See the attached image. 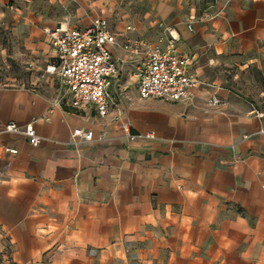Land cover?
Masks as SVG:
<instances>
[{"label": "crops", "instance_id": "0c3cea01", "mask_svg": "<svg viewBox=\"0 0 264 264\" xmlns=\"http://www.w3.org/2000/svg\"><path fill=\"white\" fill-rule=\"evenodd\" d=\"M98 16L118 43L106 116L73 108L48 72L0 86V142L17 149H0V264H264V108L231 82L264 61V0H0V27L43 72L57 61L44 29ZM160 22L191 57V100L137 93L141 57L122 45L156 41ZM76 127L93 139L73 142Z\"/></svg>", "mask_w": 264, "mask_h": 264}, {"label": "built area", "instance_id": "2783aa9c", "mask_svg": "<svg viewBox=\"0 0 264 264\" xmlns=\"http://www.w3.org/2000/svg\"><path fill=\"white\" fill-rule=\"evenodd\" d=\"M158 25L162 30L156 41L138 37L122 45L129 53L141 57L135 74L137 93L143 99L158 98L167 102L191 100L193 90L199 83L189 69L191 57L176 51L177 37L169 26L161 22ZM44 32L57 60L45 70L54 75L59 92L64 89L69 92V103L73 108L84 109L93 105L100 117L106 116L111 103L109 86L118 71V61L110 52L118 43L107 19L98 16L83 28H45ZM210 102L217 103L218 100L212 98ZM2 131L23 135L33 145L41 139L33 121L23 125L9 121ZM70 137L73 142L76 139L90 141L93 132L76 127ZM129 137L133 139L135 135L130 134ZM0 149L12 154L17 152L16 148L1 142Z\"/></svg>", "mask_w": 264, "mask_h": 264}, {"label": "rangeland", "instance_id": "374dc122", "mask_svg": "<svg viewBox=\"0 0 264 264\" xmlns=\"http://www.w3.org/2000/svg\"><path fill=\"white\" fill-rule=\"evenodd\" d=\"M125 0H123L124 2ZM129 1V0H126ZM189 4L210 3L212 0H183ZM39 56L25 48L19 39L10 38V29L0 27V86L47 85V72L39 67ZM43 68V67H42ZM237 91L264 108V61L249 64L237 72Z\"/></svg>", "mask_w": 264, "mask_h": 264}]
</instances>
